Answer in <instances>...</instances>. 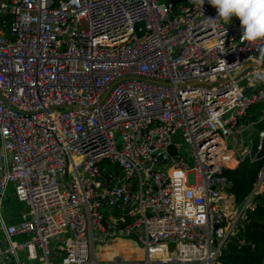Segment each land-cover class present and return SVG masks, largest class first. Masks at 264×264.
Listing matches in <instances>:
<instances>
[{
	"label": "built area",
	"instance_id": "2783aa9c",
	"mask_svg": "<svg viewBox=\"0 0 264 264\" xmlns=\"http://www.w3.org/2000/svg\"><path fill=\"white\" fill-rule=\"evenodd\" d=\"M208 18L207 0H0V204L10 182L24 204L0 212V264H108L94 243L115 236L145 258L110 264L219 263L263 186L264 166L235 205L223 168L253 158L226 140L264 113V69L231 72L264 67V39Z\"/></svg>",
	"mask_w": 264,
	"mask_h": 264
},
{
	"label": "trees",
	"instance_id": "16d2710c",
	"mask_svg": "<svg viewBox=\"0 0 264 264\" xmlns=\"http://www.w3.org/2000/svg\"><path fill=\"white\" fill-rule=\"evenodd\" d=\"M179 2L180 0H175ZM261 113V105L252 106L240 120L248 123ZM264 130V122L258 127ZM258 136L252 140L253 158L245 157L236 166H225L223 174L231 180L228 189L235 205H240L252 191L260 169L264 166V136L257 149ZM254 206L246 210L234 232L228 236L220 249L217 264H264V181L263 191L254 194ZM254 221L255 224H251Z\"/></svg>",
	"mask_w": 264,
	"mask_h": 264
},
{
	"label": "rangeland",
	"instance_id": "374dc122",
	"mask_svg": "<svg viewBox=\"0 0 264 264\" xmlns=\"http://www.w3.org/2000/svg\"><path fill=\"white\" fill-rule=\"evenodd\" d=\"M259 122H264V113H262L260 117L257 116V118L251 122H240L238 125V131L241 135V139H239V141L251 146L252 140L258 136V131L260 129L257 127ZM181 142L182 146L179 148V153L184 156L185 160L191 165L193 162L189 155L188 146L183 140H181ZM23 206V202H20L14 193L12 182L8 183L5 188L3 200L0 204V212L4 221L6 223L17 221ZM14 238L18 237L14 236ZM107 240L105 242L96 241L94 243V258L98 262L110 264L114 261L116 253H120L125 261L141 263V261L144 260L145 249L135 238L115 236L108 238ZM18 254L22 257L21 251H19Z\"/></svg>",
	"mask_w": 264,
	"mask_h": 264
},
{
	"label": "clouds",
	"instance_id": "9594fccd",
	"mask_svg": "<svg viewBox=\"0 0 264 264\" xmlns=\"http://www.w3.org/2000/svg\"><path fill=\"white\" fill-rule=\"evenodd\" d=\"M201 8L205 0H191ZM217 10V18L225 23L237 17L243 33L241 41L256 42L264 39V0H207ZM216 20V19H211ZM260 59L264 61V48L259 49ZM258 80L264 81V72L256 73Z\"/></svg>",
	"mask_w": 264,
	"mask_h": 264
},
{
	"label": "crops",
	"instance_id": "0c3cea01",
	"mask_svg": "<svg viewBox=\"0 0 264 264\" xmlns=\"http://www.w3.org/2000/svg\"><path fill=\"white\" fill-rule=\"evenodd\" d=\"M239 139H241V135H240V133H239V131H238L237 134H233V135L229 136V137L227 138V140H226V143H227L228 147L232 148V147H234L235 145L240 144ZM251 148H252V147H251ZM236 165H237V164H236ZM236 165H234V166H236ZM262 191H263V186L260 188V191H259V192H262ZM109 213H111V211L108 210V211H107V214H109ZM112 213H113V211H112ZM127 238H134V237H127ZM113 239H114V238H113ZM109 240H110V239H109ZM109 240H107V241L110 242ZM144 258H145V257H144ZM115 261H121L122 263H131L130 261H125V260L123 259V257L121 256L120 253H116L115 259H114V261L111 262V263H115ZM142 261H143V260H142Z\"/></svg>",
	"mask_w": 264,
	"mask_h": 264
},
{
	"label": "water",
	"instance_id": "95a60500",
	"mask_svg": "<svg viewBox=\"0 0 264 264\" xmlns=\"http://www.w3.org/2000/svg\"><path fill=\"white\" fill-rule=\"evenodd\" d=\"M251 67H258V68H262V69H264V67H262L261 65H259L257 62H248V63L244 64L241 68H239V69H237V70H235V71H232V72H231V75H232V77H236L237 75L243 73L247 68H251ZM189 84L194 85L195 82H190ZM168 151H169L171 154H173L174 151H175V147H174V145H169V146H168ZM155 167H156V165L153 166V168H155ZM250 223H251V224H255L254 221H250Z\"/></svg>",
	"mask_w": 264,
	"mask_h": 264
}]
</instances>
